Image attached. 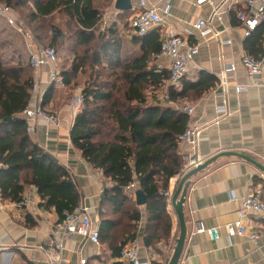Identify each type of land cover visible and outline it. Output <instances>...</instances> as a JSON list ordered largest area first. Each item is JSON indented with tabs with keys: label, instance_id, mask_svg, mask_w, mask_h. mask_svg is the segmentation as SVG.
Instances as JSON below:
<instances>
[{
	"label": "trees",
	"instance_id": "trees-1",
	"mask_svg": "<svg viewBox=\"0 0 264 264\" xmlns=\"http://www.w3.org/2000/svg\"><path fill=\"white\" fill-rule=\"evenodd\" d=\"M0 2L18 16L23 14L34 39H48L50 45L44 46L73 49L69 68H58L65 85L75 86L78 76L86 74L82 104L69 137L81 157L101 170L106 181L98 205L99 240L114 242L111 249L116 257L138 235L146 246L168 240L172 223L166 192L169 179L182 167L178 136L186 129L189 116L182 106L148 101L167 78L165 70L151 64L160 46L159 31L126 39L128 23L121 25L118 19L100 30V13L92 0ZM55 13L74 21L72 35L50 21ZM263 41L264 23H260L245 37L243 47L255 56L263 52ZM5 45L1 42L0 50ZM216 82L215 75L201 70L196 79H184L180 90H170L169 99L197 98ZM32 87L29 63L0 59V196L20 203L25 189L34 186L41 205L53 207L61 221L65 210L80 203L81 193L68 169L26 132L20 114L31 102ZM52 89L50 85L45 91L43 103ZM133 182L144 194L142 205L125 190ZM140 206L145 212L141 227Z\"/></svg>",
	"mask_w": 264,
	"mask_h": 264
},
{
	"label": "crops",
	"instance_id": "crops-1",
	"mask_svg": "<svg viewBox=\"0 0 264 264\" xmlns=\"http://www.w3.org/2000/svg\"><path fill=\"white\" fill-rule=\"evenodd\" d=\"M134 2L135 0H131L132 4ZM147 4L155 7L178 34L196 44L194 61L189 66L185 80L196 79L201 70L217 77L223 65L231 63L235 67L234 71L227 73L229 84L225 96L222 95L223 91L217 80L215 86L197 98H182L162 104L179 108L183 104L197 105L194 115L189 119L191 125L200 129L196 149L179 144L180 153H191L205 160L220 151H238L264 166V86L249 87L239 93L235 91L236 84L247 83L241 60L247 53L243 47L246 36L243 26L235 17V10L240 4L236 2L230 10L222 13L221 21L217 18L212 21L214 28L221 31L220 39L230 40L225 44H220L214 38L204 40L193 27L197 18L206 17L208 7L199 8L194 4V0H170L169 13L164 14L163 0H147ZM227 7L225 5L224 8ZM132 13V9L123 12V15L128 16L125 18L127 22ZM20 35L25 44L23 35ZM131 35L134 34L127 26L126 39ZM262 48L264 50V41ZM151 64L157 69L154 56ZM47 72L48 66L44 65L34 78L39 81L38 91L42 94V106L58 116L60 125L53 127L39 120L35 122L34 132L28 134L34 142L68 169L81 193L80 202L89 208L92 225L98 227L99 198L106 181L101 170L93 169L71 143L69 131L76 114L74 115L69 107L68 97L60 94L55 97V89L60 85L48 83ZM262 79L264 80V71ZM50 85H53L52 92L43 103L45 91ZM77 90H80V87H77ZM152 96H148L149 102H154ZM223 101H226L227 114L220 116L215 123L216 107L222 105ZM189 179L190 185L183 207L186 238L178 264H264V221L256 219L252 214H247L243 221L248 230L262 234L255 242L240 234L228 238L224 228L226 223L237 218L238 203L230 200V190L234 191L237 197H241L254 185H260L264 201V171L244 159L221 156ZM178 181L176 174L168 182L166 209L172 223L170 237L166 241L160 240L146 246L138 235L139 256L142 260L151 259L157 264H162L165 262L167 249L174 246L179 226L169 196ZM140 210L142 220L139 227L143 226L145 216L143 206H140ZM57 221L59 220L54 208L41 205V198L34 186L25 189L20 203L3 200L0 196V264H49L44 248L48 244L50 229ZM196 223H201L205 229L218 227V238L212 239L207 232H195ZM112 245L114 242L102 239L96 245L74 235L63 243L62 255L67 261L61 264H80V259H86L85 264H119L111 249Z\"/></svg>",
	"mask_w": 264,
	"mask_h": 264
},
{
	"label": "built area",
	"instance_id": "built-area-1",
	"mask_svg": "<svg viewBox=\"0 0 264 264\" xmlns=\"http://www.w3.org/2000/svg\"><path fill=\"white\" fill-rule=\"evenodd\" d=\"M163 13L168 14L170 10V0H163ZM238 2L240 7L235 10V17L244 28V35L247 36L260 23H264V0H194V4L199 8L206 6L209 12L204 18H197L193 22V27L199 35L204 39L214 38L220 44L229 43L230 40H221V31L216 30L213 26V19L222 20V13L230 10L234 3ZM229 4V5H228ZM227 5V9H225ZM133 13L128 18V27L134 35L142 36L154 29L159 31V50L153 55L157 64V70H165L167 78L161 89L153 94L151 99L154 103L164 104L172 103L169 99L170 90L178 91L181 89L182 81L188 74L189 66L194 61L196 44L190 43L184 36L178 34L172 25L168 24L155 7L149 6L147 0H135L131 3ZM117 11V10H116ZM119 13V11H117ZM0 16L5 22L11 26L16 32L23 35L25 46L29 55V64L33 70V87L32 99L28 107L20 114L21 118L26 121V132L31 134L35 130V122L43 120L46 124L53 127H59L60 121L56 114L47 111L42 106V94L38 91L39 81L34 78L39 69L48 66V83L64 86L62 78L59 75L58 56L56 50L51 46H44L38 43L32 37L31 33L24 26V22L14 13L13 9L6 3H0ZM242 65L245 69L247 78L246 84H236L235 91L237 93L246 91L249 87L264 86L262 72L264 71V50L261 55L254 56L246 53L242 57ZM233 64H225L221 71L217 74L219 86L222 88L223 94H227L228 81L227 73L234 71ZM82 104V91H77L69 102V107L75 115L79 112ZM196 104H183L181 109L186 112L189 119L195 113ZM227 114L226 101L216 107V119L218 122L220 116ZM200 129L188 123L186 129L178 136L180 145H189L196 149ZM182 167L177 173L180 179L186 172L201 164L204 159L199 156H193L191 153H180ZM264 158V154L262 155ZM137 189L135 182L126 186L127 193H133ZM168 194V191L166 192ZM262 188L260 185H254L248 189L241 197H237L234 191H229V198L238 203L236 208L237 218L233 222L224 225L227 237L236 234L246 235L255 242L262 234L248 230L244 224L247 214H252L256 219L264 221V201L262 199ZM195 232H207L212 239L218 238V227L205 229L201 223H196ZM74 235L89 240L91 243L99 244L98 227L92 225L89 216V208L83 203H79L73 210L63 212L61 221L53 224L49 232L48 244L44 251L48 255L49 264H61L67 259L62 255L63 243ZM140 241L137 237L124 244L119 252L116 261L119 264H157L151 259L142 260L139 256ZM172 252V247L167 249L165 262ZM86 259H80V264H85ZM229 264H236L230 262Z\"/></svg>",
	"mask_w": 264,
	"mask_h": 264
},
{
	"label": "rangeland",
	"instance_id": "rangeland-1",
	"mask_svg": "<svg viewBox=\"0 0 264 264\" xmlns=\"http://www.w3.org/2000/svg\"><path fill=\"white\" fill-rule=\"evenodd\" d=\"M94 6L98 9L100 13V20H99V29L104 30L106 29V26L111 23L114 19H118L119 23L121 25L128 23L125 18L126 16H121L119 13L115 14V9L113 8L112 1L111 0H92ZM2 3V2H0ZM21 14V13H20ZM19 14V18H21L24 22V26L28 29V31L32 35V31L30 29V25L27 23L26 19H24V15ZM50 21L54 23L55 25L59 26L63 30L66 31L68 34H73V30L75 29L76 25L73 20L68 19L67 16L60 13H55L53 16H51ZM33 37V35H32ZM34 38V37H33ZM36 40V39H34ZM46 41L36 40L38 43L43 45H50L48 44V39H45ZM73 39H71L72 41ZM1 42H7V45H5L0 51V59H2L5 63H16L18 61L29 63V55L27 48L24 44L22 36L17 33L11 26L6 24L5 19L0 16V43ZM57 56H58V67L60 69H67L70 66L71 60L74 57L73 49H71L70 46H64L63 50H58ZM86 74L84 75L81 73L78 78L76 79V84L74 85H65L60 86L56 90V98L57 94H60L64 97H68L69 100L72 99V96L77 91V87H80V91H82L83 88V80L85 79ZM82 85V86H78ZM57 88V87H56ZM79 89V88H78ZM149 96H152L150 94Z\"/></svg>",
	"mask_w": 264,
	"mask_h": 264
},
{
	"label": "water",
	"instance_id": "water-1",
	"mask_svg": "<svg viewBox=\"0 0 264 264\" xmlns=\"http://www.w3.org/2000/svg\"><path fill=\"white\" fill-rule=\"evenodd\" d=\"M113 6H114V9H116L119 12L126 11L131 8V0H114ZM221 156H233V157L244 159L252 163L258 169L264 171V166L261 163L254 160L253 158H251L245 153L238 152V151H220L212 155L211 157L205 159L197 167H194L188 172H186L179 179L175 190L169 196L170 204L174 210V213L178 221L179 233H178L177 238L175 239V243L172 248L171 255L167 261V264H178V261L180 259V256L183 250L184 241L186 238V223H185V218H184L183 207H184L187 189L190 185L189 178ZM134 198L138 205L144 204V194L140 189L137 188L134 190Z\"/></svg>",
	"mask_w": 264,
	"mask_h": 264
}]
</instances>
